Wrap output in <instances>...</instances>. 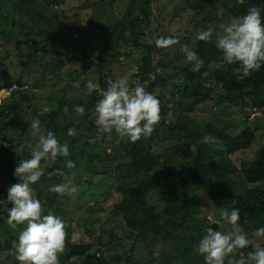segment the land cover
I'll list each match as a JSON object with an SVG mask.
<instances>
[{
	"label": "trees",
	"instance_id": "1",
	"mask_svg": "<svg viewBox=\"0 0 264 264\" xmlns=\"http://www.w3.org/2000/svg\"><path fill=\"white\" fill-rule=\"evenodd\" d=\"M40 1L0 0V31L11 44H15L16 54L18 58L22 59V66L26 70L28 69L27 66L30 65L40 64V67H46L49 61H55L56 65L59 66L66 59V53L59 50L54 55L48 56L53 51L48 44L56 37L53 29L55 24L56 27L61 26V30L63 28L67 29V33L73 31L70 33L72 37L69 36L72 40L77 39L79 34H84L85 32L87 33V40L92 31L96 30L106 33L108 38L124 39L125 41L127 37L126 31L130 30V34L135 33L136 36L141 34L137 29V22L140 16L141 21L146 20L149 11L148 3L143 2L141 3L142 5L140 4L141 7L139 6V12L128 21H126V18L129 12H126V14L123 12L121 18H118L117 13L112 14L114 22L111 24H104L94 19H89L86 24L63 25L60 13L57 10L53 9L50 12V16L54 20L46 19L50 8L56 9L66 0ZM219 2L235 17L243 15L250 6H259L262 10V19H264V0H243L242 3L239 0H219ZM131 3L134 4L135 0L131 1ZM102 4H106V2H102ZM49 22L54 24L52 25ZM35 26L38 27L33 31ZM24 31L25 36L20 37V33ZM116 31L118 32L116 33ZM31 33L37 36H28ZM61 34L63 35L62 31ZM86 40H79L80 46L84 47ZM194 40L193 50L203 59L204 64L199 71H192V64L185 60V63L181 64L180 69L185 72L186 83L181 87L174 83L167 85L168 74L165 70L167 63H162V71L156 72L154 78L150 76V73L154 70L150 62L153 46L151 44H143L138 39L133 42L136 47L140 48L146 45L149 50L147 57L143 58L141 75L142 79L147 81L145 90L155 94L160 103V120L148 137L142 136L133 143L127 138L125 140L119 138L115 131L112 133H98L97 126L94 123V106L102 93L98 92V90H93L91 94L88 93L84 97H65V99H60L55 104V107L43 114H39L43 132L46 133L47 130H52L60 143L65 141L69 143L70 149L67 159L75 162V167L71 168V170L79 168L83 163L79 161L80 158L86 157L84 149L80 153L75 152V144L82 141L83 136L85 138V142H82L83 148L86 144H96L97 147L102 144L101 152L93 150L90 159L86 161L87 166L96 171L95 173L100 172L102 174L109 170L110 164L107 160L109 155L106 152L105 143H103L107 135H111L108 140V142L112 143L111 145H119L127 149L130 160L125 164H118L116 167H123L126 174L133 176V181L126 184H121V181L118 182V186H121L120 192L123 193V198L113 208V212L125 213L127 210L135 211V209L143 212V218L130 222V229L133 228V230L129 235L133 236L135 240L139 239L149 242L150 247L151 244H159L161 246L164 241L173 243L181 255L185 257L183 262L176 260L179 258H175L178 264H205L203 257L198 255L196 251V237L200 236L201 232H204L206 226L203 220L199 221L194 218L198 210L190 195L197 191L213 188H224L226 191H232L230 193L233 198L231 206L240 210L239 222L244 225L246 221L262 218L261 225H264V124L251 127L248 123H245L240 132L236 134L220 131L221 136L206 137L203 125L198 124L193 118L188 116L198 104L210 99L214 100L215 103H224L222 107L225 108L232 104L239 106L244 120L249 115L245 110L247 106L254 107V111L256 109L264 111V66L259 71L253 72L250 77L238 80L233 72V69L238 65L223 62L222 53L216 48L215 39H210L207 42ZM23 45L26 47L25 54L19 52L22 50ZM63 45V49L67 51L68 49L75 50L76 47L75 44H70L65 39ZM109 47L115 49L113 44H110ZM23 58H26V60ZM43 59L45 61L42 62ZM72 59H74V56L69 57V60ZM210 62H217L218 65H209ZM25 69H23V72ZM107 77L104 76L101 86L105 85V83L107 85V81H105ZM11 83L12 81L9 79H5L0 83V88L2 86H10ZM166 85L169 89L170 98H168L166 92L161 91L159 88ZM106 88L107 86H103L104 90ZM20 92L12 91L9 96L2 99V106H0V134H2L0 140V162L4 163L1 171L9 174L8 180L0 184V192H4V197L7 195V188L12 183L18 182V178L13 175L14 167L20 160L30 158V150L27 145L29 142L35 143L25 139L24 149L18 154L13 150L15 146L13 137L8 138L4 135L5 131L9 133L10 128L23 124L24 115L19 110V106L23 102ZM74 105H83L85 107V112L82 116L75 114ZM65 106L68 107L67 113L63 111ZM168 114L171 117L166 120ZM20 119L21 122L19 121ZM69 127L77 130L74 136L67 134ZM21 130L22 132L25 131L27 138L28 136L31 137L30 128ZM256 134L260 135L261 138L256 137ZM72 138L73 140H71ZM170 141L172 143H169ZM211 141L218 142L217 144L220 143V145H212ZM3 142L5 144L2 145ZM167 145H169L171 152L165 151ZM254 145L256 148L252 158L242 161L237 166L231 160L228 161L229 155L240 150L253 148ZM162 147L163 151L160 153L153 151L154 148L161 150ZM158 155L163 156L162 163H158ZM93 161H96L99 167L94 166ZM235 167L237 170H235ZM44 168L45 174L32 187L36 190L37 198L43 202V207H46V212L51 211L65 221V248L63 252L58 254V257L59 264H66L64 261L66 257L80 256L86 252L89 245L73 239L72 226L66 220V212L68 210L59 201L60 195L49 191V187L52 184L67 182L66 176H68L70 169L65 166V158L58 156L50 166ZM55 169L62 170V175H47L48 172H53ZM234 170L241 174V179L234 176L231 182L223 183L222 172L231 173ZM73 174L71 176L72 180L86 184L85 186L82 185L83 187H88L89 179L80 178L79 175ZM245 183L246 185L240 192L232 190L234 184L243 185ZM150 195L157 198V201L151 205L148 203ZM89 197L83 192V195H80L77 200H86ZM46 201L49 204H44ZM178 202L184 210V215L181 217H178L180 212L175 210V203ZM162 203L164 204V209L156 213V209ZM0 212L2 213L0 223H3L6 221L5 218L8 213L6 208L3 207H0ZM158 216H160V219L156 220ZM212 228L214 230L217 229L216 227ZM173 232L175 233L174 235ZM15 240L16 236L14 234H9V237L0 239V264H6L2 260V256L5 253L16 256L13 248ZM110 241L111 238L108 239V242ZM108 249L111 250L110 247ZM247 252L248 249L245 254ZM150 254H153L152 251ZM102 255L93 254L91 260L98 264H103ZM174 256L176 257V254ZM160 261L166 264L164 257ZM123 264L135 263L125 259Z\"/></svg>",
	"mask_w": 264,
	"mask_h": 264
},
{
	"label": "rangeland",
	"instance_id": "2",
	"mask_svg": "<svg viewBox=\"0 0 264 264\" xmlns=\"http://www.w3.org/2000/svg\"><path fill=\"white\" fill-rule=\"evenodd\" d=\"M131 1L133 2V0H66L56 9L50 8L46 20H54L50 16V12L54 9L60 13L63 25H78L86 24L89 19H94L104 24H111L114 22L112 14L117 13L118 18H121L123 12L125 14L129 12L126 18V21H128L139 12L141 3L147 2L149 5L147 19L141 21L140 16L137 22V29L141 34L136 36L135 33L130 34V30L126 31L127 37L125 41L124 39L108 38L106 33L96 30L92 31L87 40L86 32L79 34L77 39L72 40L69 36L72 37L70 33L73 31L67 33V29L63 28L61 30V26L56 27L55 24L53 29L56 37L48 44L49 47H52L53 51L48 56L54 55L58 50L64 51L66 59L59 66L56 65L55 61H49L46 67H40V64L30 65L27 66L28 69L26 70L22 66V59L18 58L16 54V50L14 49L15 44H11L0 31V83L5 79L12 81L10 86L5 87L20 89L18 92L21 91L20 95L23 99L21 106H19L20 112L24 115L22 127L17 125L10 128L9 133L5 131L4 134L8 138L13 137L15 144L13 150H15V153L20 154L22 152L26 144V142L24 143L25 139L35 142L38 138V136L33 135L27 138L25 131L22 132L21 129L29 128L28 124L31 119L41 118L39 114H43L55 107L58 100L65 99V97L75 98L87 95L85 82L88 80H92L98 84V92H102L104 90L103 86H108L110 80L120 78L127 79L130 88L136 84H142L146 89L147 81L142 79L141 73L143 58L147 57L149 50L146 45L145 47H136L135 43L133 44L135 39H138L143 44L146 43L153 46L150 62L154 70L150 73V76L154 78L155 73L162 71L163 64L167 63L165 67L168 74L167 85L174 83L181 87L186 83L184 78L185 72H182L180 69L181 64L185 63L184 54L181 51L182 46L187 45L193 49L195 33L197 31L208 27L218 30V26L221 23H225L235 17L224 8L219 0H135L134 4ZM39 2L41 1L39 0ZM102 2H106V4H102ZM58 21L60 20L58 19ZM49 23L54 24L52 22ZM37 27L35 26L33 31ZM61 31L64 36L61 34ZM215 35L216 33L214 32L212 39H215ZM22 36H25V31L20 33V37ZM28 36L36 37L37 35L31 33ZM163 36H175L178 38V43L169 48L157 46L155 41ZM63 38L65 41L68 40L70 44H75V50L68 49L67 51L63 49ZM79 40H86L84 47L80 46ZM108 44H113L115 49H111ZM24 51L26 52L25 45H23L22 50L19 52L25 54ZM70 56H74V59L69 60ZM23 59L26 60V58ZM209 65L217 66L218 64L217 62H210ZM23 69H25L24 72ZM104 76H108L105 80L107 81V85L105 83V85L101 86ZM167 85L159 88L161 91L166 92L168 98H170ZM6 92V96L11 94L10 90H6ZM222 104L224 103H215L214 100L210 99L198 104L188 115L198 124L203 125L206 137L221 136L220 131L236 134L240 132L245 123H248L251 127L264 124V111L262 109L254 111V107H245L249 115L244 120L239 106L232 104L225 108L222 107ZM170 117V114H168L166 120H169ZM19 121L21 122V119ZM117 136L124 140L127 138L121 137L118 134ZM257 136L261 138L260 135L256 134ZM1 137L2 134H0V140ZM110 137L111 135H107L103 142L109 155L107 160L110 166L109 170L102 174L100 172L95 173L96 171L89 168L86 164L93 150L101 152L102 144L99 147L96 144H86L83 148L82 142H85L84 136L81 139L82 141L75 144V152L80 153L84 149L86 157H81L79 161L83 162L82 165L75 170L70 169L68 176H66V180L71 181L75 185L76 192L70 195H60L59 201L68 210L66 212V220L72 226L73 239L87 243L89 247L80 256H68L64 261L66 264H98L91 260V256L93 254L97 256L103 254V264H123L125 259L135 264H161L163 262L160 261L162 257L165 258L166 264H178L175 258H179L176 260L183 262L185 257L181 255L173 243L164 241L161 246L159 244H151L150 247L149 242L139 239L135 240L133 236L129 235L133 230V228L130 229V222L143 218V212L138 209H135V211L127 210L125 213L113 212V208L123 198V193L120 192L121 186H118V182L121 181V184L132 182L133 176L126 174L123 167H116L118 164H125L130 160V157L127 149H124L123 146L111 145L112 143L108 142ZM211 142L212 145H220V143L217 144L218 142ZM169 143H172V141ZM3 144L5 143L3 142ZM255 148L256 146L254 145L253 148L235 152L228 156V161L231 160L235 166L240 165L242 161H247L253 157ZM154 149L155 153L163 151V147L161 150ZM166 150L171 152L169 145L165 147ZM162 162L163 156L158 155V163ZM52 163L53 160L50 159L42 160L41 166H50ZM3 165L4 163L1 161L0 184L6 182L9 178L8 173L1 171ZM93 165L99 167L96 161H93ZM235 170H237L236 167ZM235 170L231 173L222 172V182H231L234 176L241 179V174L235 172ZM73 173L79 175L80 178L89 179L90 183L88 187H83L82 185L85 186L86 184L72 180L71 176L74 175ZM245 185L246 183L243 185L234 184L232 190L240 192ZM83 192L87 197H90L86 200L78 201V197L83 195ZM231 192L226 191L224 188H213L200 190L191 194V200L196 203L198 210V213L193 214L194 218L199 221L203 220L205 225L209 227L218 228L219 226L215 222H219L224 228H232L231 225L222 221L219 215L221 209H230L232 207L233 198L230 195ZM0 198H4V192H0ZM42 201L44 200L42 199ZM156 201L157 198L155 196H149L148 203L150 205ZM44 204H49V202L46 201ZM175 204V210L180 212L178 217H181L184 215V210L179 202ZM44 209L46 211V207ZM163 209L164 204L162 203L155 212L159 213ZM1 216L2 213L0 212ZM158 219H160V216L156 217V220ZM237 223L240 229L248 233L251 239V244L248 247L238 250L237 255H239L241 252L245 254L247 249L248 251L252 250V245L257 243V238L252 236V232L255 228L264 225H261L262 218L246 221L244 225L239 221ZM21 228L22 225H18L16 229H12L7 225L6 221L0 223V239L9 237V234H14L17 237ZM203 234L204 232H201V235L197 236L196 240L198 241ZM158 237L160 238V236ZM109 238H111L110 242H108ZM109 247L111 250L108 249ZM151 251L153 254H150ZM175 254L176 257L174 256ZM14 259H16V256L8 255V253L2 256V260L6 264H20L17 259V261Z\"/></svg>",
	"mask_w": 264,
	"mask_h": 264
},
{
	"label": "clouds",
	"instance_id": "3",
	"mask_svg": "<svg viewBox=\"0 0 264 264\" xmlns=\"http://www.w3.org/2000/svg\"><path fill=\"white\" fill-rule=\"evenodd\" d=\"M243 2V0H239ZM259 6H250L243 15L236 16L218 26L197 31L196 40L209 41L215 32V45L222 53L223 62L237 64L233 69L238 80L250 77L253 72L264 66V19ZM159 47L169 48L178 43L175 36H163L155 41ZM186 62L192 64V71H199L204 61L196 51L187 45L182 46ZM8 88V87H1ZM89 94L99 88L92 80L85 82ZM16 89L13 91H18ZM2 106V99L1 104ZM73 110L82 116L85 112L83 105H74ZM68 112V107L63 108ZM98 133H112L115 131L121 137H127L130 142H136L142 136L148 137L154 131L160 120V103L158 97L145 90L142 84L129 86L125 78L110 80L105 90L94 106ZM28 127L33 136H38L35 143L29 142L30 158L22 159L14 167L13 175L18 182L7 188V195L0 198V207L6 208L7 225L16 229L22 225L13 248L16 259L20 264H59L58 254L65 248V221L51 211L46 212L42 202L37 198L32 187L42 175L45 168L42 160H55L58 156L65 158V166L75 167V162L67 159L69 156L68 143H60L52 130L46 133L41 129L38 118L31 119ZM76 129L69 127L67 134L74 136ZM61 174L62 170L55 169L47 175ZM50 192L58 195H70L76 192L71 181L55 183L49 187ZM10 205V207H8ZM220 218L232 228L219 227L213 229L205 226L204 234L197 241L196 251L203 257L205 264H264V226L253 230L252 236L257 243L246 254L239 253L251 244V239L245 231L240 229V210L236 207L221 209Z\"/></svg>",
	"mask_w": 264,
	"mask_h": 264
},
{
	"label": "built area",
	"instance_id": "4",
	"mask_svg": "<svg viewBox=\"0 0 264 264\" xmlns=\"http://www.w3.org/2000/svg\"><path fill=\"white\" fill-rule=\"evenodd\" d=\"M17 88H15V89H11V87H9V88H2L1 90H0V104H1V99H2V97H3V95L5 94V93H7L6 92V90H10L11 92L13 91V90H16Z\"/></svg>",
	"mask_w": 264,
	"mask_h": 264
},
{
	"label": "crops",
	"instance_id": "5",
	"mask_svg": "<svg viewBox=\"0 0 264 264\" xmlns=\"http://www.w3.org/2000/svg\"><path fill=\"white\" fill-rule=\"evenodd\" d=\"M4 97H6V93L3 95L2 99H3Z\"/></svg>",
	"mask_w": 264,
	"mask_h": 264
}]
</instances>
